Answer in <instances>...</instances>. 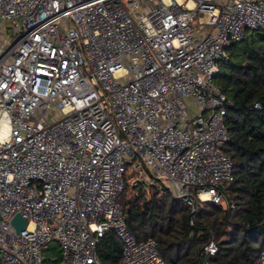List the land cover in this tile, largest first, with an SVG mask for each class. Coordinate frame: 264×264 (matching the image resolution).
Masks as SVG:
<instances>
[{"label":"built area","instance_id":"2783aa9c","mask_svg":"<svg viewBox=\"0 0 264 264\" xmlns=\"http://www.w3.org/2000/svg\"><path fill=\"white\" fill-rule=\"evenodd\" d=\"M249 29L264 32V0H0V264H47L51 240L55 264H100L107 233L117 264H168L126 225L127 169L191 213L233 208L213 77Z\"/></svg>","mask_w":264,"mask_h":264},{"label":"trees","instance_id":"16d2710c","mask_svg":"<svg viewBox=\"0 0 264 264\" xmlns=\"http://www.w3.org/2000/svg\"><path fill=\"white\" fill-rule=\"evenodd\" d=\"M226 49L228 58L220 62L213 81L231 101L222 151L233 163V181L224 195L234 207L204 202L191 213L168 189L134 183L129 169L118 198L134 238L155 239L168 264H264V32L246 30L241 41ZM210 241L216 246L213 254L203 249ZM95 253L100 264H117L122 244L107 233L96 242ZM55 257L53 263L60 253Z\"/></svg>","mask_w":264,"mask_h":264},{"label":"rangeland","instance_id":"374dc122","mask_svg":"<svg viewBox=\"0 0 264 264\" xmlns=\"http://www.w3.org/2000/svg\"><path fill=\"white\" fill-rule=\"evenodd\" d=\"M5 24H6V27L8 28V30L10 31L12 28V25L9 24V22H6ZM210 30H211V27L207 26V25L196 26V31L194 32L193 35L195 38H197L198 37V35L196 33L197 31H202L203 34L206 35ZM143 172H142V175H143L144 179H141V181L146 184V187H149L148 180L150 179V175L148 172H144V173ZM58 252L60 253V248H59L58 244L56 243V241L51 240L46 245V249L43 251V255L45 256V259H46L45 262L47 264H55L51 261V258L54 257Z\"/></svg>","mask_w":264,"mask_h":264},{"label":"water","instance_id":"95a60500","mask_svg":"<svg viewBox=\"0 0 264 264\" xmlns=\"http://www.w3.org/2000/svg\"><path fill=\"white\" fill-rule=\"evenodd\" d=\"M232 45H234V42L229 43V46ZM11 222L14 225L16 231L24 229L27 225V221L23 219L19 214H15Z\"/></svg>","mask_w":264,"mask_h":264}]
</instances>
